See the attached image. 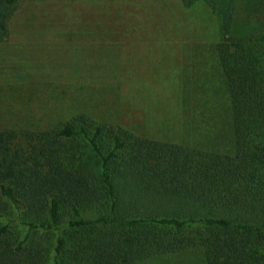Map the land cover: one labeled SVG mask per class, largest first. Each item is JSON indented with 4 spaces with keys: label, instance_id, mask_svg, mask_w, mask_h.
I'll return each instance as SVG.
<instances>
[{
    "label": "trees",
    "instance_id": "1",
    "mask_svg": "<svg viewBox=\"0 0 264 264\" xmlns=\"http://www.w3.org/2000/svg\"><path fill=\"white\" fill-rule=\"evenodd\" d=\"M181 1H204L219 21L229 149L85 112L46 129L0 127V264H137L197 246L205 264H264V0H245L257 13L248 36L244 0ZM18 3L0 0V43Z\"/></svg>",
    "mask_w": 264,
    "mask_h": 264
},
{
    "label": "rangeland",
    "instance_id": "2",
    "mask_svg": "<svg viewBox=\"0 0 264 264\" xmlns=\"http://www.w3.org/2000/svg\"><path fill=\"white\" fill-rule=\"evenodd\" d=\"M242 3L240 29L254 35L256 10ZM10 27L0 43L1 128L46 129L85 112L151 139L229 149L219 21L204 1L19 0ZM137 264L205 256L197 246Z\"/></svg>",
    "mask_w": 264,
    "mask_h": 264
}]
</instances>
